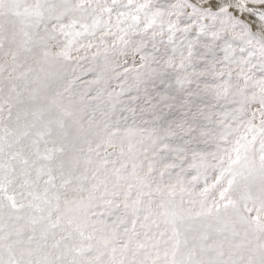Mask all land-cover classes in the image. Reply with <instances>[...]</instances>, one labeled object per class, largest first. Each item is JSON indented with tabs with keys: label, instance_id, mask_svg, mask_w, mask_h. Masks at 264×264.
Listing matches in <instances>:
<instances>
[{
	"label": "snow or ice",
	"instance_id": "1",
	"mask_svg": "<svg viewBox=\"0 0 264 264\" xmlns=\"http://www.w3.org/2000/svg\"><path fill=\"white\" fill-rule=\"evenodd\" d=\"M0 264H264V0H0Z\"/></svg>",
	"mask_w": 264,
	"mask_h": 264
}]
</instances>
